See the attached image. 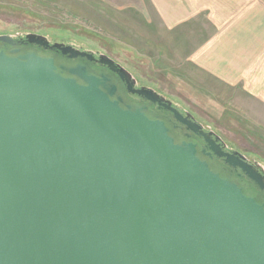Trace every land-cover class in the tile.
Here are the masks:
<instances>
[{
    "label": "water",
    "instance_id": "95a60500",
    "mask_svg": "<svg viewBox=\"0 0 264 264\" xmlns=\"http://www.w3.org/2000/svg\"><path fill=\"white\" fill-rule=\"evenodd\" d=\"M0 42L13 47L0 49V264H264V203L213 170L195 143L177 141L163 120L113 99L107 76L17 46L71 59L91 60V51L37 33ZM99 60L132 78L110 56ZM137 92L166 100L147 86ZM167 101L264 189L261 165L222 150L209 139L218 134Z\"/></svg>",
    "mask_w": 264,
    "mask_h": 264
},
{
    "label": "rangeland",
    "instance_id": "374dc122",
    "mask_svg": "<svg viewBox=\"0 0 264 264\" xmlns=\"http://www.w3.org/2000/svg\"><path fill=\"white\" fill-rule=\"evenodd\" d=\"M0 0V35L37 33L52 42L106 54L191 113L232 150L264 169V102L203 62L212 35L206 17H160L145 0ZM152 6V7H151ZM146 10V11H144ZM209 69V70H208Z\"/></svg>",
    "mask_w": 264,
    "mask_h": 264
},
{
    "label": "crops",
    "instance_id": "0c3cea01",
    "mask_svg": "<svg viewBox=\"0 0 264 264\" xmlns=\"http://www.w3.org/2000/svg\"><path fill=\"white\" fill-rule=\"evenodd\" d=\"M148 1L160 17L174 18V25L206 17L213 24L204 45L208 70L226 82L243 83L251 97L264 102V0ZM137 2L146 9L145 0Z\"/></svg>",
    "mask_w": 264,
    "mask_h": 264
},
{
    "label": "flooded vegetation",
    "instance_id": "af4514ba",
    "mask_svg": "<svg viewBox=\"0 0 264 264\" xmlns=\"http://www.w3.org/2000/svg\"><path fill=\"white\" fill-rule=\"evenodd\" d=\"M21 39L24 40L23 37H21ZM50 43L54 44L56 42H52L50 40ZM17 47L20 49V53L37 52L44 56L53 57L59 67L65 66L66 68H70L78 64H82L87 67L90 74L96 75L98 77H102L104 75L107 76L109 79L108 85H115L117 88L113 99H118L121 102V105L124 107L131 106L133 109L144 107V111L149 117L153 119L163 120L169 127L171 135L175 137L177 141L182 142L185 140L195 143L198 149L199 156L202 159L207 160L213 170L220 173L223 177L236 182L244 189L247 194L255 197L259 202L264 203V189H262L255 181L249 178V176L245 172H243L241 168L231 166L225 161V158L219 157L212 150L210 143L204 136L193 132L188 128L187 124L179 121L175 117L173 111L170 109L171 106L167 101L170 99L159 93L161 96L165 97L166 100H162L161 102L160 100L152 101L145 95L139 94L137 90L141 89L144 85L138 84L137 80L133 77L132 74V78L129 81L122 79L121 76L117 72L113 71L109 65L100 62V53H94L91 51L94 55V58L91 60L81 57L71 59L68 56H64L58 49H44L36 44L23 43L18 45ZM12 48V46L0 42V49L9 52ZM64 74L68 75L67 70L64 71ZM129 86L131 88H129ZM172 106H175L184 117L188 116L189 112L181 109L175 103H173ZM192 119L197 121L194 116ZM203 129L206 132H210V130H207L204 126ZM209 139L214 140L216 144L219 145L220 148L225 152L235 151L229 149L223 139L217 140L215 135L209 136ZM249 162L251 161L249 160Z\"/></svg>",
    "mask_w": 264,
    "mask_h": 264
},
{
    "label": "trees",
    "instance_id": "16d2710c",
    "mask_svg": "<svg viewBox=\"0 0 264 264\" xmlns=\"http://www.w3.org/2000/svg\"><path fill=\"white\" fill-rule=\"evenodd\" d=\"M41 51V50H40Z\"/></svg>",
    "mask_w": 264,
    "mask_h": 264
}]
</instances>
